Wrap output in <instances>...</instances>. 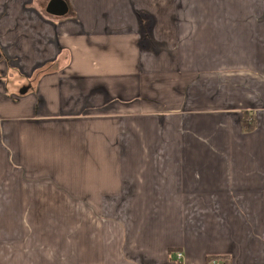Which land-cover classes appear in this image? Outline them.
<instances>
[{
    "label": "crops",
    "instance_id": "crops-1",
    "mask_svg": "<svg viewBox=\"0 0 264 264\" xmlns=\"http://www.w3.org/2000/svg\"><path fill=\"white\" fill-rule=\"evenodd\" d=\"M50 1L0 0V264H264V0Z\"/></svg>",
    "mask_w": 264,
    "mask_h": 264
},
{
    "label": "water",
    "instance_id": "water-1",
    "mask_svg": "<svg viewBox=\"0 0 264 264\" xmlns=\"http://www.w3.org/2000/svg\"><path fill=\"white\" fill-rule=\"evenodd\" d=\"M46 11L52 15L63 16L68 12V5L65 0H51Z\"/></svg>",
    "mask_w": 264,
    "mask_h": 264
},
{
    "label": "built area",
    "instance_id": "built-area-1",
    "mask_svg": "<svg viewBox=\"0 0 264 264\" xmlns=\"http://www.w3.org/2000/svg\"><path fill=\"white\" fill-rule=\"evenodd\" d=\"M176 258L177 259H182L183 258V253L182 252H177L176 253ZM209 264H222L221 261L217 260V259H211L209 261Z\"/></svg>",
    "mask_w": 264,
    "mask_h": 264
},
{
    "label": "trees",
    "instance_id": "trees-1",
    "mask_svg": "<svg viewBox=\"0 0 264 264\" xmlns=\"http://www.w3.org/2000/svg\"><path fill=\"white\" fill-rule=\"evenodd\" d=\"M211 260V258L210 259H208V261H210Z\"/></svg>",
    "mask_w": 264,
    "mask_h": 264
}]
</instances>
